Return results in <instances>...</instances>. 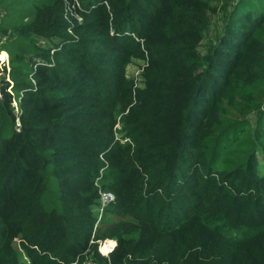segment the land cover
Returning <instances> with one entry per match:
<instances>
[{
  "label": "trees",
  "instance_id": "1",
  "mask_svg": "<svg viewBox=\"0 0 264 264\" xmlns=\"http://www.w3.org/2000/svg\"><path fill=\"white\" fill-rule=\"evenodd\" d=\"M0 51V264H264V0H0Z\"/></svg>",
  "mask_w": 264,
  "mask_h": 264
},
{
  "label": "rangeland",
  "instance_id": "2",
  "mask_svg": "<svg viewBox=\"0 0 264 264\" xmlns=\"http://www.w3.org/2000/svg\"><path fill=\"white\" fill-rule=\"evenodd\" d=\"M222 19L220 18V15H217L215 17L212 18V25L211 27L208 29V31L206 32L204 38L205 40H210L214 37V35L216 34V32L219 30L220 26L222 25ZM204 40V41H205ZM7 56V54H6ZM4 57L3 54H2V51H0V60L2 61V58H4V63H7V59H8V56L7 57ZM126 60V59H125ZM133 61L132 62H126V66H125V76H126V79L128 81H133V86H132V89H134V85L135 83L137 82V78H138V75H139V72H140V68L138 67V65L142 64L143 61H138L137 59H132ZM137 62V63H136ZM119 128V127H118ZM112 200V199H111ZM104 202L103 199L101 198V201H100V204L101 206H99V210L102 209L103 205L105 203H102ZM100 215H101V212H100ZM100 215H99V218H100ZM104 245H110V247L107 249H104ZM115 245V240L114 239H105L104 241L100 242L99 245H98V249L99 251L104 254V255H107L114 247Z\"/></svg>",
  "mask_w": 264,
  "mask_h": 264
},
{
  "label": "built area",
  "instance_id": "3",
  "mask_svg": "<svg viewBox=\"0 0 264 264\" xmlns=\"http://www.w3.org/2000/svg\"><path fill=\"white\" fill-rule=\"evenodd\" d=\"M6 57H7V56H6ZM4 60H5V59L2 58V62H3ZM101 198H102L103 201H104V202H102V203H105V202H107V201L113 199V195H112L111 193H102V194H101Z\"/></svg>",
  "mask_w": 264,
  "mask_h": 264
},
{
  "label": "water",
  "instance_id": "4",
  "mask_svg": "<svg viewBox=\"0 0 264 264\" xmlns=\"http://www.w3.org/2000/svg\"><path fill=\"white\" fill-rule=\"evenodd\" d=\"M89 264H94L93 262H90Z\"/></svg>",
  "mask_w": 264,
  "mask_h": 264
}]
</instances>
